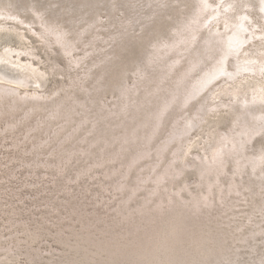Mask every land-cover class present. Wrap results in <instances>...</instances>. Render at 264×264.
Returning a JSON list of instances; mask_svg holds the SVG:
<instances>
[{"label": "rangeland", "instance_id": "rangeland-1", "mask_svg": "<svg viewBox=\"0 0 264 264\" xmlns=\"http://www.w3.org/2000/svg\"><path fill=\"white\" fill-rule=\"evenodd\" d=\"M5 51L0 264H264V0H0Z\"/></svg>", "mask_w": 264, "mask_h": 264}, {"label": "bare ground", "instance_id": "bare-ground-1", "mask_svg": "<svg viewBox=\"0 0 264 264\" xmlns=\"http://www.w3.org/2000/svg\"><path fill=\"white\" fill-rule=\"evenodd\" d=\"M5 53L6 54H1L0 53V69H1V67H4V65L6 64L7 65V63L8 62H11V59H9V53H7L6 51H5ZM8 54V55H7ZM13 62V61H12ZM11 62V63H12ZM19 63V62H18ZM15 64H17V63H15ZM20 64V63H19ZM33 72V71H32ZM33 75H34V73H33ZM23 74L22 75H19V76H16L17 77V79H15V78H13L11 75L9 76V74H5V73H3L1 70H0V78H2L3 80H15V81H18V79H26V77L27 78H29L28 76H23ZM37 77V79L39 80V81H43V79L40 77V76H36ZM35 77V78H36ZM1 80V79H0ZM209 80V79H208ZM19 82V81H18ZM35 83V82H34ZM37 83H38V81H37ZM37 83H35V84H37ZM43 85H45V84H43ZM39 87H40V83H39ZM25 96V95H24ZM29 99H33V98H29ZM245 103H244V101L242 102V104L241 105H244ZM255 133H257V132H255ZM254 133V134H255ZM253 134V135H254ZM252 135V136H253ZM252 136H251V138H252ZM248 139H250L249 137H248Z\"/></svg>", "mask_w": 264, "mask_h": 264}]
</instances>
